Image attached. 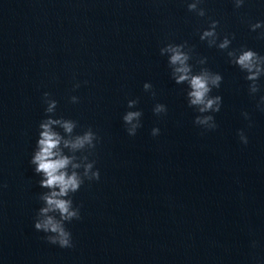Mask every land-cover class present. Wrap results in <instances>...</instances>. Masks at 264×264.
I'll use <instances>...</instances> for the list:
<instances>
[{"label": "water", "instance_id": "95a60500", "mask_svg": "<svg viewBox=\"0 0 264 264\" xmlns=\"http://www.w3.org/2000/svg\"><path fill=\"white\" fill-rule=\"evenodd\" d=\"M0 264H264V0H0Z\"/></svg>", "mask_w": 264, "mask_h": 264}]
</instances>
